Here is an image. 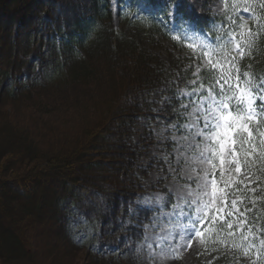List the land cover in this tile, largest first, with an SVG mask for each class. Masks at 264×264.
I'll use <instances>...</instances> for the list:
<instances>
[{"label": "trees", "instance_id": "16d2710c", "mask_svg": "<svg viewBox=\"0 0 264 264\" xmlns=\"http://www.w3.org/2000/svg\"><path fill=\"white\" fill-rule=\"evenodd\" d=\"M61 1L0 0V264H31L43 235L39 227L53 224L60 237L45 241L53 264L71 257L61 246L83 252L93 264H141L136 248L154 211L136 204L143 194L135 181L143 151L131 137L140 116L164 96L172 102H164L160 113L167 123L176 120V88L192 70L175 55L168 68H158L140 41L158 37L179 46L172 36L192 25L200 39L215 44L224 14L209 12L211 0H117L116 30L109 0ZM44 43L49 52L30 62L36 44ZM258 44L241 66L264 76V37ZM38 87L68 93L73 99L60 101L62 106L91 100L79 108L83 127L77 136L61 137L51 122L44 132L41 116L53 100H39L35 112L20 101ZM11 101V110L22 112L17 122L3 108ZM38 138L53 149L43 150Z\"/></svg>", "mask_w": 264, "mask_h": 264}, {"label": "snow or ice", "instance_id": "6c2138e0", "mask_svg": "<svg viewBox=\"0 0 264 264\" xmlns=\"http://www.w3.org/2000/svg\"><path fill=\"white\" fill-rule=\"evenodd\" d=\"M220 2L224 6V32L214 37L217 43L209 44L198 33L187 30L172 36L187 41L198 63L193 73L197 78L188 82L190 90L176 101L183 109L178 113L181 119H187L184 113L189 104L194 105L190 115L195 119L169 123L173 130L194 132L198 142L204 141L199 159L211 169L203 173L195 188L189 181L182 186L181 195L170 193L175 198L166 207L172 208L173 215L166 223L176 227L152 241L165 258H177V253L191 248L194 241L205 251L232 241L233 249L242 251L243 257H248L252 249L257 260L264 256V229L253 231L255 222L261 219L258 205L264 202L260 179L264 176V76L250 71V65L241 66L264 37V0ZM167 12L173 14V8ZM205 83L206 96L201 94ZM165 102L171 103L172 97ZM170 162L165 156V163ZM237 232L241 243H235Z\"/></svg>", "mask_w": 264, "mask_h": 264}, {"label": "rangeland", "instance_id": "374dc122", "mask_svg": "<svg viewBox=\"0 0 264 264\" xmlns=\"http://www.w3.org/2000/svg\"><path fill=\"white\" fill-rule=\"evenodd\" d=\"M75 1L76 0H65V3L71 6L75 5ZM211 1V4L207 8L209 9V12L213 15L221 12L222 3L220 0ZM109 2L111 11L110 25L113 29L119 30V28H121V24L117 14V0H109ZM170 8L174 7L171 6ZM172 15L173 14H168L169 18H171ZM140 45H142L145 52L151 54L154 59V65H157L158 68L161 66L164 69L168 68L171 57L175 55L180 58L181 62L185 63L187 68L192 66L194 73L197 71L195 66L197 61L194 62L193 59L190 60L189 58L184 59L182 51L179 50L180 48L174 46L165 38L152 37L148 38V40L141 39ZM48 52L49 50L46 43L42 46L41 44H36L34 50L30 53V60L40 61L42 55L47 54ZM30 65V63H27L23 68L24 75H27L28 72H30ZM154 87L157 88L156 86ZM146 89L147 88L143 89L144 91L141 93L142 101L143 96L147 94ZM189 90L190 85L188 83L185 88H179L178 93L181 96L186 94ZM157 92L158 91L155 93ZM56 93L61 92L55 91L54 87H50L49 89H42V87H38V89L33 90L30 94L28 93V96L21 95L22 98H20V101H23L22 103L24 106L27 104V106L31 107V109H28L30 112H35L36 105L39 100L48 105H50V102L53 100L51 105L54 106L43 112L46 113V115L41 116L40 122L42 129L44 132H47V126L49 125V122H51L56 127H59L60 132L57 131V134L60 133L59 135H61V137H67L69 140L77 136L79 134V130L83 127V121H80L82 112L79 113V108L81 106L88 107V105L91 104V100L81 99V101L76 102L75 106L71 103H67L66 106H62V104L59 105V103L62 101L67 102L69 98H73L70 97L68 93L66 95L61 93L55 96L54 94ZM127 94L132 95L130 92ZM165 98L166 97L164 96L160 100H156L151 108L146 110L151 112H147L144 118L140 116L134 128L135 133L131 137L132 144L138 147L139 150L143 151V155L138 162V165L142 167V169L137 172L135 180L138 187L143 190V194L137 199L136 204L139 208L143 207L149 210L157 209L153 218H151L148 225L145 226L143 241L138 244L136 248L141 257V264H209V262L212 263L214 260V264H249L255 257V250H253L248 257H243V255L233 256L234 254H232L229 249H227L228 255H225L222 250H220L222 247L219 248L218 245H212L210 246V248H213L212 250L205 251L204 247L198 241H194L191 248L187 250L181 249L177 253V258L173 259L170 257L165 258L161 249L152 244V241H154L158 236L162 234L167 235L169 229H174L176 227L170 223H166V219L172 217L173 215L172 208H160L161 204L167 200L166 197H171L173 201L175 197L171 194H175L176 196L181 195L182 186H187L189 181H191L192 187L195 188L198 181L203 176V173L205 171H210L211 169L209 164L202 163L199 159L200 154L205 148L204 141L201 140L198 142L194 132L188 133L185 131L173 130L171 124H168L163 119L160 111L162 110ZM3 106L2 107L5 108L6 113L9 116L11 113V117L13 116L17 122L19 117L18 113L21 114L22 112L15 113L14 110H11V106L15 107L14 102H6ZM193 107L194 105L189 104L188 111L184 113V117L187 119L181 123L195 119L194 115H190L193 112ZM16 109L19 108L16 107ZM22 109L24 110V107ZM181 112H183V109L180 108V113ZM86 114L87 113L84 112L82 116H85ZM90 117L91 115H87L86 119H90ZM43 135L45 134H42L41 137H43ZM48 137L49 135L46 134V140ZM173 139L176 141L175 144L173 143ZM38 140L39 143H41L43 150L49 151L53 149H47V145L49 144L48 141L45 142L44 139L41 140L40 138H38ZM178 149H182V151H178ZM165 156L170 158V164L165 163ZM7 205L10 206L11 203L9 202ZM43 215L46 216V212H44ZM39 228L41 229L43 235L39 239L40 245L37 252L35 246L34 260L31 264H39V260L41 261V259H45V264H53L50 257L49 260L46 259L45 241L48 239L55 240V238L57 239L60 235H56L57 230L55 224ZM29 241H31V239ZM27 249L28 251L31 250L33 253V246L30 245L29 242ZM60 250L66 252L67 256H71L66 258L67 264H93L92 261L83 255V252L77 253L76 251L63 246H61ZM163 251L167 252V249H164Z\"/></svg>", "mask_w": 264, "mask_h": 264}]
</instances>
